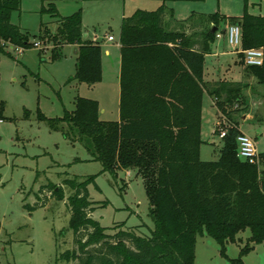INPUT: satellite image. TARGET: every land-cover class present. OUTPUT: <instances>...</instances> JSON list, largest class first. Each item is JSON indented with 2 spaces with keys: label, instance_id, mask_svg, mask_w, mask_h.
I'll list each match as a JSON object with an SVG mask.
<instances>
[{
  "label": "trees",
  "instance_id": "trees-1",
  "mask_svg": "<svg viewBox=\"0 0 264 264\" xmlns=\"http://www.w3.org/2000/svg\"><path fill=\"white\" fill-rule=\"evenodd\" d=\"M166 1L171 0H163L154 11L137 10L122 19L118 120H100L98 102L83 97L75 99L72 111L49 119L53 127L66 122L65 136L71 133L73 141L83 143L103 170L111 174L130 170L140 176L154 223L149 234L127 228L110 234L90 215L95 206L87 185L93 179L66 180L72 189L67 204L75 246L64 256L75 264H195L196 237L204 234L217 242L230 264H244L241 255L253 249L251 244L264 241V153H260V165L237 157L236 138L241 131L232 115L247 107L241 87L224 80L213 84L204 80L205 54L218 27L230 20L240 27L242 50L262 49V64L245 65V70L264 85V16L246 9L233 17L217 11L194 13L178 21V29L167 30L164 19L171 9ZM18 5L19 0H0V51L7 43L33 46L27 34L10 22ZM41 11L57 22L53 33L41 24L42 38L53 43V51L65 44L76 45L74 74L69 80L88 85L99 82L101 43L83 38L81 11L60 16L53 3L42 5ZM196 31L201 36L198 41L193 35ZM206 95L219 118L213 134L218 136L219 128L226 130L215 160L200 157ZM39 117L46 118L42 113ZM46 188L52 196L63 198L61 188ZM247 228L250 236L240 256L229 258L226 244L236 241L237 234Z\"/></svg>",
  "mask_w": 264,
  "mask_h": 264
},
{
  "label": "rangeland",
  "instance_id": "rangeland-1",
  "mask_svg": "<svg viewBox=\"0 0 264 264\" xmlns=\"http://www.w3.org/2000/svg\"><path fill=\"white\" fill-rule=\"evenodd\" d=\"M96 5L99 4L86 9L84 26L89 34L98 36L102 50L108 47L113 54L104 57L102 78L94 85L69 80L75 68L72 48L63 45L53 51V43L42 38V23L52 33L57 29L56 19L41 11L42 0H19L18 9L10 15V22L39 47L23 48L20 53L7 43L0 51V264H75L64 256L75 246L67 204L72 189L66 180L93 179L87 185L95 206L90 215L108 233L127 228L149 234L148 229L154 227L141 177L130 170L116 174L103 170L83 143L73 141L71 133L65 136L69 131L66 122L53 127L49 121L72 111L77 97L96 100L100 120L119 118L120 67L115 41L120 21L116 15L96 10ZM187 5L205 14L219 11L240 16L246 9L264 16V0H203ZM173 23H165L164 27L172 28ZM108 33L114 41L101 40ZM193 35L201 39L200 32ZM232 51L237 52L235 47ZM209 59L206 58L207 66ZM245 109L232 116L237 119ZM253 111L254 119L238 118L239 129L255 141L260 153L264 152V101L253 106ZM39 113L46 118H40ZM206 113L200 157L215 160L221 139L213 134L215 117ZM52 186L61 188L63 198L51 195L46 187ZM42 187L45 188L41 190ZM249 236L248 228L239 232L236 241L226 244L227 256L238 258ZM251 245L253 249L241 255L242 262L264 264V241ZM194 262L230 264L220 254L217 242L206 234L196 237Z\"/></svg>",
  "mask_w": 264,
  "mask_h": 264
},
{
  "label": "crops",
  "instance_id": "crops-1",
  "mask_svg": "<svg viewBox=\"0 0 264 264\" xmlns=\"http://www.w3.org/2000/svg\"><path fill=\"white\" fill-rule=\"evenodd\" d=\"M44 2L46 4L53 3L60 16H69L72 13L76 12L77 10H80L83 38L95 40V41H99L98 36L94 32L92 34H89L84 26L86 9L87 8L89 9L88 6H90L91 4H99L96 5L98 6L96 10H100V12L104 14L107 13V14L116 15L120 21L117 41H115L116 49L118 52L116 62L119 67H120L119 31H120V25L122 19L124 17L132 15L137 10L154 11L163 4V0H42V5L44 4ZM193 2H199V1L171 0L164 2L166 7L171 9V14L165 17L164 24L165 23L168 24L170 21L174 22L172 24V28H168L167 30L178 29L179 28L178 21L184 20L194 13H204V12L195 11L192 5H187ZM222 15L226 17H233V16H228L226 14H222ZM230 25H234V24L230 20H226L218 27L216 36L213 42L210 44V51L209 53L205 54L204 80L209 84H213L216 81L224 80L232 83H238L240 85L241 93L244 96V100L246 102L247 107L244 110V112L240 113V117H237V119L234 117L235 120L238 122V128H239L240 125L238 118L240 119V121H247L250 119H254L255 115L253 111V106L260 104V102L264 101V85L258 84L255 77L248 74L245 70V63L243 61V56L240 57V53L242 54L241 31H240L239 45L237 46V48H235L237 52L232 51L233 47L231 48V45L229 44L227 38V29ZM108 35H112V34L109 33L105 34L104 37L101 38V40L105 39L109 41L107 39ZM196 40L198 41V39ZM65 46H69L70 48H72L74 54L76 55L77 52L76 45L65 44ZM193 48L194 49L198 48V42H195ZM111 54L113 53L108 47L103 48L102 74H103L104 57H109ZM206 58H210L209 59L210 62L208 66L206 65ZM206 96L207 99L205 100L204 97V101H203L202 121L204 117L203 115L206 112L211 113L215 117V120L213 122L215 127L218 120V113L211 97H209L208 95ZM204 108L206 110H204ZM255 120H259V119H255ZM240 131L243 132L242 130ZM260 153H264V152H260Z\"/></svg>",
  "mask_w": 264,
  "mask_h": 264
},
{
  "label": "built area",
  "instance_id": "built-area-1",
  "mask_svg": "<svg viewBox=\"0 0 264 264\" xmlns=\"http://www.w3.org/2000/svg\"><path fill=\"white\" fill-rule=\"evenodd\" d=\"M227 38L228 42L231 46L237 48L240 42V27L236 24L230 25L227 29ZM107 39L109 41H113L114 37L112 35H108ZM34 47H39L38 42L33 43ZM10 48H14L18 52H22V47H14L10 46ZM243 55V61L245 65H261L263 61V51L261 48H249L241 51ZM226 121V119L223 117ZM226 130L223 128H219L218 137L221 139L224 137ZM237 141V157L242 160H247L249 163L260 165V153L257 152L255 141L249 137L247 134L240 132V134L236 138Z\"/></svg>",
  "mask_w": 264,
  "mask_h": 264
},
{
  "label": "water",
  "instance_id": "water-1",
  "mask_svg": "<svg viewBox=\"0 0 264 264\" xmlns=\"http://www.w3.org/2000/svg\"><path fill=\"white\" fill-rule=\"evenodd\" d=\"M215 30H216L215 27H213V28H212V32H215Z\"/></svg>",
  "mask_w": 264,
  "mask_h": 264
}]
</instances>
